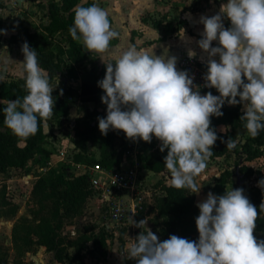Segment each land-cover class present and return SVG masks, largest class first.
<instances>
[{"label":"clouds","instance_id":"9594fccd","mask_svg":"<svg viewBox=\"0 0 264 264\" xmlns=\"http://www.w3.org/2000/svg\"><path fill=\"white\" fill-rule=\"evenodd\" d=\"M230 21L225 27L223 20ZM204 25L198 46L208 53L207 71L202 87L215 88L201 95V85L187 70L178 71L176 57L168 48L156 55L154 48L114 50L110 42L117 33L112 30L105 8L93 3L74 8L69 33L106 66L98 86L103 89L102 103L106 117H98L102 135L110 129L122 130L126 138L150 143L158 139L160 151L167 150L163 162L171 176V186L198 194L212 148L218 139L211 126V117H220L225 102L243 105L245 128L255 139L264 131V0H228L220 5L217 14L201 16ZM5 30L0 29V33ZM181 39L185 30H179ZM219 46L213 47L212 42ZM23 79L26 95L14 100H0L4 107L3 123L21 139L34 136L42 120L51 119L55 100L49 77L41 69L35 49L27 42L22 45ZM189 59L197 53L189 48ZM219 55V62L213 57ZM107 58V59H106ZM9 55L3 63H13ZM6 70V69H5ZM5 75L0 72V82ZM62 94V93H61ZM239 97V99H237ZM226 147H236L230 137ZM264 191V178L258 181ZM195 218L198 240L170 235L160 241L146 226V220L134 221L140 231L135 242L127 246L123 258L136 264H264V240L253 235L264 202L257 207L244 194V189H225L224 194L212 192L197 204Z\"/></svg>","mask_w":264,"mask_h":264},{"label":"trees","instance_id":"16d2710c","mask_svg":"<svg viewBox=\"0 0 264 264\" xmlns=\"http://www.w3.org/2000/svg\"><path fill=\"white\" fill-rule=\"evenodd\" d=\"M91 4H93V0H86L82 3H79V0L49 1L48 19L44 27L47 34L56 36L57 42L54 47H51V39L47 38L45 34H39L22 17L12 19L10 22H4L0 17V29L5 30L0 33V42L3 40L9 42L20 40L22 44L27 42L31 48L35 49L41 69L49 79H52L67 66L63 57V42L67 38V31L73 24L75 6L87 7ZM3 7L4 3L0 0V11ZM165 16L162 15L160 18L154 19L153 25L159 26ZM227 22L230 24L228 19ZM168 23L169 21L164 23V29L169 28ZM170 28L177 30L178 27L173 25ZM18 68L20 70L17 71ZM8 75L10 78H5L4 82H0V98L2 100L22 99L26 95L23 66L14 63ZM99 80H101V73L98 68L92 66L86 71L78 88L68 83L55 88L52 93L55 107L51 119L59 123L61 117L68 113L70 100L64 96L69 95L81 101L93 102L92 108H88L82 116L75 119L73 141L77 150L73 154V160L87 164L99 163L111 168L118 165L123 158L126 135L122 130L110 129L107 135H102L100 132V155L98 158L91 157L89 142L95 139L97 135V123H92L91 120L94 118L98 120V117H106L107 114V106L101 101L103 89L98 86ZM209 91L213 95H219L215 88L206 89L205 92ZM3 107L4 105L0 104V109ZM221 111L223 112L222 116L211 117V126L215 129L218 139L212 148L213 155L210 159H215L230 151L224 142L229 137L236 143V147L231 151H238L237 144H241L245 160L259 156L264 157V131L255 139L249 135L244 126L246 122L240 119L243 115V105L232 106L225 102ZM3 119V112L0 111V173H4L10 168L26 171L25 168H27L31 158L37 155L45 158L49 155L50 151L43 145L48 134L45 129L48 119L42 120L38 132L27 139L13 135L5 127ZM217 125H224V128L216 129ZM160 144L161 142L154 136L150 143L141 140L138 157L144 167L167 176L168 170L163 162L167 150L161 152ZM232 174L230 169L225 168L220 171L218 176L214 177L213 194H224L225 185ZM168 179L171 180L170 175ZM239 188L244 189V194L257 207L259 213L261 202L258 192L250 187L247 182L242 183ZM5 189V183L1 184L0 206L11 204V208L6 212L13 214L16 211V205L6 195ZM94 191L95 189L86 173H74L68 166L61 169L48 167L35 178L31 187V194L38 206L29 208V216H23L15 222L12 228L13 238H19V232L22 230L24 231L22 237L29 241L36 240L46 249L52 250L56 260L61 262L68 260V264H84L83 258L86 253H92L106 245L105 228L102 227L95 231L90 230L86 225L83 232L74 239L67 241H64L59 230L67 219L75 216L81 210L87 197L92 195ZM164 191L157 198L156 206L159 212L170 215L171 223L164 227L162 241L168 239L170 235H177L191 241L198 240L199 233L195 223L198 207L195 204V193H189L187 189L177 190L171 186V182L165 184ZM90 227L93 229V225ZM254 231H256L258 241L264 240V212L259 213ZM34 235L36 236L35 239H33ZM69 247L73 248L72 253L68 250Z\"/></svg>","mask_w":264,"mask_h":264},{"label":"crops","instance_id":"0c3cea01","mask_svg":"<svg viewBox=\"0 0 264 264\" xmlns=\"http://www.w3.org/2000/svg\"><path fill=\"white\" fill-rule=\"evenodd\" d=\"M85 1L86 0H79V3ZM227 2L228 0H203L198 9L194 11L186 10L182 13L181 17L185 18L183 27L179 28L176 25L178 27L177 30H171L170 27L168 29H164L163 25L165 18H163L159 26H155L152 23L154 19L161 17L155 18L154 15H152L153 12L157 13V11L162 9L163 5L160 0H93V3H97L99 6L106 9L111 23V28L117 33V36L110 42L111 49L124 50L135 45L137 48H154L153 50L155 54L160 55L164 52L165 48H168L169 56L176 57V68L178 71H182L179 65V60L181 57L188 55L187 52L189 48L193 49L197 53L195 58L206 62L208 61V53L202 50L197 44V41L202 38L204 31V25L200 22V18L201 16L211 17L217 14L220 10V5L222 3L226 4ZM162 14L164 15V13ZM223 23L226 28L230 27L226 17L224 18ZM183 29L185 30V38L181 39L178 32ZM66 35L67 38L63 42V57L67 66L61 73L54 76L52 79H49L53 88H58L61 84L65 85L67 83L78 88L86 71L92 66L98 68L101 73V79H103L106 72V66L101 59L97 57V54L88 52L83 46L82 47L84 49H82L80 42L77 44L76 42L78 41L73 40L70 34V36L68 33H66ZM22 45L23 44L20 40L17 42H0V72H3L5 78H10L8 73L11 71V66L14 63H19L23 66L24 55L21 51ZM212 46H219L218 41H213ZM8 55L15 62L5 65L3 63V58H6ZM213 59L219 62V55L217 54L213 57ZM78 62H86L85 65H87L84 66V63L82 65H78ZM16 70L18 71L20 69L18 68ZM73 73H75L76 76ZM200 93L201 95L206 94L205 91H200ZM64 97L68 98L70 101L68 102V113L62 116L59 122V125L62 128L60 131L62 134L55 136L54 146H57L58 148L55 149L51 142L47 140V134L46 141L43 145L50 151L49 155L45 158L37 155L30 159V161L32 159L41 161L42 164L39 166L40 169H45L47 167L57 168L59 164L64 162L67 164L65 166H72V169H74V167H84L86 169L90 167L87 163L74 161L73 156L69 159L68 154H74L77 150L73 141L75 119L82 116L88 108H92L94 103L91 101H81L76 97H70L69 95ZM0 100L2 99L0 98ZM223 128L224 125L216 126V129ZM132 142L135 143V141ZM132 147L133 145H129V148ZM89 148L91 149L90 145ZM228 152H231V150ZM99 155L100 147L94 157L98 158ZM245 161H252V159ZM83 172L85 171L82 170L79 173ZM140 174L141 180L145 185H149L150 183L158 184L160 181L159 179L161 178L160 172L146 168L143 164ZM237 178H239L238 175ZM209 192H212L211 187L201 188L200 192L195 195V204L197 205L198 203L203 202L207 198V194ZM152 199V197H148L147 208L149 211H151L150 209L152 208ZM154 206L156 210L153 212L151 211V215H153L152 213L158 214V217L163 214L167 215L166 213L159 212L156 205ZM145 220L146 226L158 236L160 241H162L159 223L155 221L157 219H150L148 221L147 217ZM105 231L106 245L94 251L99 252L98 257L100 258L96 257L94 252L86 253L83 261L87 264H136L134 259L123 258L121 254L126 252L127 246L130 243L135 242V237L140 233V231H146L145 228L137 227L134 231L130 228L120 230L116 228H105ZM86 255H88L89 258H87ZM52 259L53 261H57L58 264L61 263V261L56 260L54 254Z\"/></svg>","mask_w":264,"mask_h":264},{"label":"rangeland","instance_id":"374dc122","mask_svg":"<svg viewBox=\"0 0 264 264\" xmlns=\"http://www.w3.org/2000/svg\"><path fill=\"white\" fill-rule=\"evenodd\" d=\"M2 1L4 3V7L0 11V17L4 20V22H10L12 19L22 17L29 25H31L32 28L37 30L39 34H45L47 38L51 39V47L55 46L57 42L56 36L47 34V30L44 27V24L48 19V3L50 0ZM160 1L163 5L162 9L157 11V13L153 12L152 15H154V17L156 18L162 16V13H164V15H166L164 17V23L169 21V27L177 25L179 28L184 26L185 18L181 17L182 13L186 10L194 11L198 9L203 2V0ZM67 33L68 35L70 34L69 30ZM3 41L7 42L8 40ZM76 43L79 44V42ZM82 46L83 45L81 43V48L84 49ZM83 63L84 66L87 65H85L86 62H78V65H82ZM73 74L75 75V73ZM91 121L92 123H97L96 138L92 139L89 142V145L91 147V157H94L99 148L98 142L100 141L101 135L98 128L97 118H94ZM45 129L48 133L47 140L54 146L55 136H59L58 134H62L60 132L62 129L61 126L55 120L48 119L47 125L45 124ZM53 130H55L56 132ZM132 141L133 140L126 138L124 150L129 147V145L134 144ZM140 141L141 140H136L138 144ZM54 148L57 149L58 147L54 146ZM237 149L238 151L226 152L220 157L209 159L207 162L204 178H198L197 183L202 186L201 188H212V185L215 182L214 177L216 175H219L221 170L227 168L230 169L233 174L230 177L228 183H226L225 189H230L231 187L233 189H236L239 188L242 183L247 182L250 187L254 188L255 191L258 192L259 200L262 203L264 202V191H262L261 188L258 187V181L261 178H264V157L260 156L252 159V161H245V156L242 153L241 144H237ZM71 156H73V153L68 154L69 159H71ZM41 164V161L32 159L31 161H29L27 168H25L26 171L17 168H10L4 173H0V185L5 183L6 195L10 198L11 202L16 205V211L13 214H9L6 212L7 210H9V208H11V204L0 206V264H58L57 261H53L52 259L54 254L52 250L46 249L44 245L38 243L36 240H26L24 237H22L24 235V231L21 230L19 232V238L17 237L16 239H14L12 236V228L15 222L17 220H20L23 216H29V208L38 206L31 194V187L35 178L38 175L42 174L48 168L47 167L45 169H40L39 166ZM65 165H67L65 162L59 164L57 166V169H61ZM72 168L73 167L70 166V169L77 174H79V172L82 170L87 173L89 172V168ZM167 174V176L161 175L158 184H149L151 187L149 188V194H147V201L148 197L153 198V204L151 205L152 208L150 209L152 212L156 210L154 205H156L157 198L165 192V184L171 182V180L168 179L170 173L167 172ZM237 175L239 178H237ZM126 199V194H123L121 200L126 201ZM106 203L107 202L103 201L100 194H97L96 191H94L92 195L87 197L81 210L75 216L67 219L63 227L59 230V233L62 235L64 241L77 237L79 233L84 231V227L86 225L90 230L95 231L102 227L105 228V226L108 224L110 225V227H113L111 225H115V221L113 219H109L108 215L103 214L108 209ZM147 203L148 202H145L144 207L137 212V219L138 221L145 220L147 219V217L148 221L150 219H157L155 221L159 223V227L161 230L160 232L161 235H163L164 227L168 226L171 223V218L168 214H163L160 217H158V214L155 213H152L153 215H151V211H149V209L147 208ZM196 212L197 215H199V208L196 209ZM91 225H93V229H91ZM114 228L119 230L121 229L118 224H116ZM253 235L257 239L256 231L253 232ZM34 237L36 238L35 235L33 236V239H35ZM68 250L71 253L73 252L72 247H69ZM94 254L96 257L99 256L98 251L94 252ZM86 256L87 258H89L88 255ZM68 263L69 261L65 260L59 264ZM83 263L87 264L84 261Z\"/></svg>","mask_w":264,"mask_h":264},{"label":"built area","instance_id":"2783aa9c","mask_svg":"<svg viewBox=\"0 0 264 264\" xmlns=\"http://www.w3.org/2000/svg\"><path fill=\"white\" fill-rule=\"evenodd\" d=\"M179 65L182 71L187 70L189 75L194 77V84L201 85L199 91L209 89L202 87L203 75L207 71L206 61L197 58L189 59L188 55H185L180 59ZM140 145L141 141L139 144L135 141L132 148H126L122 160L114 167L108 168L94 163L90 165L88 173L83 172L88 175L97 194H100L101 199L107 202L108 209L103 214L113 219L121 229L130 228L133 231L137 228L133 222H139L137 212L147 202V194L151 187L141 180L142 162L138 157ZM123 194H126V201L121 200ZM116 224L111 225L113 227L108 224L105 228H114Z\"/></svg>","mask_w":264,"mask_h":264},{"label":"water","instance_id":"95a60500","mask_svg":"<svg viewBox=\"0 0 264 264\" xmlns=\"http://www.w3.org/2000/svg\"><path fill=\"white\" fill-rule=\"evenodd\" d=\"M239 180V179H238Z\"/></svg>","mask_w":264,"mask_h":264}]
</instances>
